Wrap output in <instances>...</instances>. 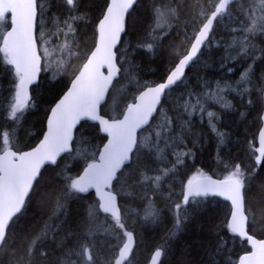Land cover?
Wrapping results in <instances>:
<instances>
[{
    "label": "trees",
    "instance_id": "trees-1",
    "mask_svg": "<svg viewBox=\"0 0 264 264\" xmlns=\"http://www.w3.org/2000/svg\"><path fill=\"white\" fill-rule=\"evenodd\" d=\"M219 1L138 0L117 49L120 77L101 114L121 117L141 91L163 82ZM37 3L42 70L27 107L15 114L19 75L3 50L10 16L0 17V153L28 150L41 140L52 107L96 45L109 0ZM263 102L264 0L236 1L216 19L205 49L139 132L131 163L113 184L120 218L103 213L94 192L73 188L107 140L98 124L82 122L73 151L43 169L12 220L0 264H116L130 232L137 247L124 264H148L158 248L160 264H237L250 247L229 229V202L187 198L186 191L197 176L238 178L248 232L264 238V161L258 167L256 160Z\"/></svg>",
    "mask_w": 264,
    "mask_h": 264
},
{
    "label": "water",
    "instance_id": "water-1",
    "mask_svg": "<svg viewBox=\"0 0 264 264\" xmlns=\"http://www.w3.org/2000/svg\"><path fill=\"white\" fill-rule=\"evenodd\" d=\"M137 1L109 0L97 26L96 45L68 89L52 107L46 130L36 146L23 151L7 148L0 153V249L12 220L23 210L41 172L47 165H57L63 155L73 151L76 129L85 121L98 124L107 140L97 159L89 163L74 180L73 188L83 195L94 192L100 210L114 219L120 218L119 201L112 190L113 184L118 174L131 163L139 132L150 125L166 92L182 80L186 69L209 40L216 19L232 3L241 0H220L188 53L166 79L145 88L127 105L121 117L110 119L101 114V107L120 77L117 49L126 32L128 14ZM5 15L10 16L5 43L9 61L20 75L18 103L22 106L30 100L31 88L40 79L43 63L36 35L37 0H0V17ZM261 119L262 126L257 136L258 167L264 161V102ZM209 197L229 202V229L248 241L250 251L243 253L237 264H264V238L259 239L248 232L242 181L236 177L203 175L189 182L187 198ZM135 245V236L130 232L117 256V264L131 257ZM162 258L163 250L159 248L153 252L148 264H160Z\"/></svg>",
    "mask_w": 264,
    "mask_h": 264
},
{
    "label": "rangeland",
    "instance_id": "rangeland-1",
    "mask_svg": "<svg viewBox=\"0 0 264 264\" xmlns=\"http://www.w3.org/2000/svg\"><path fill=\"white\" fill-rule=\"evenodd\" d=\"M6 34H5V36H6ZM39 38H40V34H39ZM3 50H4V52L7 53V46H6V43H5V38H4V41H3ZM7 56H8V54H7ZM19 80H20V77L18 78V82H19ZM26 107H27V104L26 105H22V106L19 105V103H18V93H17L16 102L13 105V108H12L13 111L12 112L15 114L16 112L24 110ZM22 147H23V145H22Z\"/></svg>",
    "mask_w": 264,
    "mask_h": 264
},
{
    "label": "flooded vegetation",
    "instance_id": "flooded-vegetation-1",
    "mask_svg": "<svg viewBox=\"0 0 264 264\" xmlns=\"http://www.w3.org/2000/svg\"><path fill=\"white\" fill-rule=\"evenodd\" d=\"M206 21H207V20H206ZM204 24H205V23H204ZM202 27H203V26H202ZM200 30H201V29H200ZM198 33H199V32H198ZM198 33H197V34H198ZM196 36H197V35H196ZM195 38H196V37H195ZM195 38H194V40H195ZM194 40H193V41H194ZM192 43H193V42H192ZM207 44H208V41H207L206 44L204 45V47H203V49L201 50V52L205 49V47L207 46ZM191 45H192V44H191ZM190 47H191V46H190ZM189 49H190V48H189ZM188 51H189V50H188ZM201 52H200V53H201ZM187 53H188V52H187ZM187 53H186V54H187ZM200 53H199V55H200ZM186 54H184L182 57H184ZM199 55H198V56H199ZM198 56H197V57H198ZM182 57H181V58H182ZM197 57H196V58H197ZM181 58L179 59V61L181 60ZM195 60H196V59H194V60L191 62V64L189 65V67L193 64V62H194ZM179 61H178V62H179ZM178 62H177V63H178ZM177 63H176V65H177ZM176 65H175V66H176ZM175 66H174V67H175ZM189 67H188V68H189ZM188 68H187V69H188ZM187 69H186V71H187ZM185 74H186V72H185ZM185 74H184V76H185ZM184 76H183V77H184ZM182 79H183V78H182ZM135 238H136V237H135ZM126 240H127V237H125V241H124V243L121 245V247H120V249H119V251H118V253H117V255H116L115 262H116V259H117L118 254H119L120 250L122 249L123 245L125 244ZM136 247H137V241H136V245H135V248H134V250H133V253H132L131 257L133 256L134 251L136 250ZM158 249H159V248H158ZM131 257H130V258H131ZM130 258H129L127 261H129ZM127 261H125V262H123V263H121V264H124V263H126ZM116 264H117V262H116Z\"/></svg>",
    "mask_w": 264,
    "mask_h": 264
}]
</instances>
